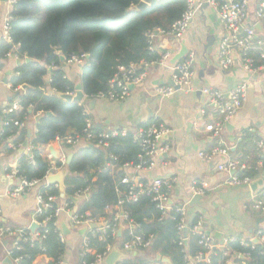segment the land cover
<instances>
[{
  "label": "trees",
  "instance_id": "obj_1",
  "mask_svg": "<svg viewBox=\"0 0 264 264\" xmlns=\"http://www.w3.org/2000/svg\"><path fill=\"white\" fill-rule=\"evenodd\" d=\"M142 0H18L10 13L9 36L12 44L3 41L0 56L4 57L13 47L24 63L18 66L11 78L15 89L27 86L17 94V100L23 108L20 113L9 116V120L24 121L26 117L40 113L37 118V133L31 140V152L25 155L18 165V177L28 181H39L40 193L45 199L56 197L57 202L38 217L39 222L54 214L64 202L69 208L77 206L79 217L102 220V225L112 226L115 213L124 212L130 227L124 228L121 236H113L108 230L100 239L99 235L88 234L94 255L88 254L84 260L88 264L96 262L115 243L120 247L134 236L148 240L153 236L150 247L141 249L121 264H188L203 250L199 238L190 233V229L199 221V217L188 219L187 228L180 234L177 226L181 216L177 205L163 217L150 195L141 196L136 202L128 201V187L121 183L125 176L119 169L125 164L140 162L141 149L134 141V135L128 133L107 140L108 146L98 144L102 131L93 128V144L85 143L75 151V146L62 144L66 151L73 153L68 166V175L64 179L65 197L56 184L45 185L52 162L41 152L57 140L68 136L85 137L86 120L84 105L66 102L57 94L67 95L76 92V83L65 72L62 54L66 59L72 55H87L81 67L80 83L88 99L108 93L109 81L120 67H129L142 60H157L160 56L151 52V35L157 30L167 31L181 18L187 8V0L152 1L148 8L133 11L132 8ZM0 0V7H1ZM59 53V54H58ZM256 64H262L259 53H252ZM30 59V62H26ZM54 64L56 69H49ZM2 66H0L1 69ZM54 91V93H50ZM147 128V127H146ZM17 127H7L4 138L16 134ZM25 135V131H22ZM33 156L34 164L30 162ZM116 157L115 161L113 158ZM254 160V168L240 174L241 177L257 178L259 162ZM56 167L61 164L56 161ZM93 170H96L93 173ZM113 170H115L113 172ZM88 190L86 198L78 202L76 195ZM121 201L124 204L120 212L115 210ZM52 219L43 227L37 228L45 239L34 243H21L22 250L13 253V258H23L21 264H33L39 255H46L51 262L62 261L66 254V244L61 241L60 231ZM31 232V230L29 231ZM262 233L264 229L255 231ZM222 241L217 242L220 244ZM44 249V251H43ZM228 250L231 253L227 255ZM209 261L205 258L200 264H264V243L249 242L242 238L233 239L226 247L221 244L209 252ZM158 256L167 258L164 263Z\"/></svg>",
  "mask_w": 264,
  "mask_h": 264
},
{
  "label": "crops",
  "instance_id": "obj_2",
  "mask_svg": "<svg viewBox=\"0 0 264 264\" xmlns=\"http://www.w3.org/2000/svg\"><path fill=\"white\" fill-rule=\"evenodd\" d=\"M142 1H146L150 6L154 0ZM214 1L221 4L225 0ZM260 1L262 0H249L245 22L248 28L254 26L257 40L264 39V24L256 16ZM11 12L12 9L2 2L0 7V51L4 41V23ZM224 37L225 32L218 8L216 4L207 3L202 9L196 10L191 28L177 46L173 44L172 38L157 31L151 35L154 53L162 56L169 52L170 57L164 65L158 64L147 71L148 82L144 87L132 86L130 95L116 103L100 96L94 99L85 97L84 101L79 103V105H84L94 128H98L102 131L101 133L125 130L134 134L153 125H163L167 128L168 133L164 136L163 141L170 146V151L155 159V166L151 171L138 174V181L150 183L159 178L172 181L173 189L170 202L172 205L186 207V221L199 217L205 232L215 239V247L220 244L226 247L230 242L226 245V239L242 238L248 243L255 242L257 240L256 234L254 235L255 231L264 229V214L249 208L253 199L264 191V168H259V177H251L252 182L249 186H230L226 184L229 175L218 170V160L205 162L200 158V153L209 152L217 145V141L208 127L219 119V115L208 97L198 92L203 88L229 92L242 83L249 85L246 102L236 118L230 123L231 126L228 127V124L225 126L223 133V145L229 149L233 159L254 168L253 166L256 164L254 160L260 157L257 143L260 140L264 141V71L254 74L246 73L238 56L232 69L228 71L221 69L218 55ZM183 48L187 50V54L182 60L190 53L195 56L193 88L197 92L178 91L170 98H158L153 94V89L156 86H167L172 83L171 77L175 65L182 61L174 62V58ZM16 52L18 49L13 47L4 57L0 56V66H2L0 69V208L6 227L17 231H26L35 224L40 185L32 187L17 198L12 197L9 193L19 185V182L17 179L9 178L8 172L17 169L21 159L30 154L31 140L37 133V118L40 113L26 117L25 125L19 127L16 134L3 137L7 131L4 123L9 120V115L5 110L17 101L18 92L25 90L24 87L15 89L11 84V78L20 66L18 63L22 60L19 55V57H15ZM23 59L25 60V58ZM24 60L21 64L24 63ZM139 63L132 65L139 68ZM65 72L66 76L76 85L80 83V67L68 66ZM22 109L16 113H20ZM22 131H25V135H22ZM26 141H28L27 147ZM83 146L84 142L75 146V151ZM40 152L51 162H56L65 156L66 166L68 157L73 156V153L64 150L58 141L41 148ZM52 152H55L58 157L53 158ZM64 168L54 175H58ZM95 171L93 170V173ZM119 171L125 176L134 177L136 175L132 169L121 167ZM51 176L52 174L47 177L48 184ZM257 182L260 184L256 190H253V185ZM201 183H206L209 190L204 196H201L203 197L201 205L191 204L193 198L196 197L193 195L192 188L195 184ZM56 185L60 188L59 183ZM83 199L84 197L77 198L78 202ZM65 205L67 204L64 202L61 207ZM122 205L119 204L115 210L120 212ZM77 209L78 207L74 206L73 210L77 211ZM70 217V214L62 213L57 220V227L64 236L66 244V254L61 262L62 264H88L84 260L87 256L84 255V240L89 237L88 234L95 231H92L91 227L86 224L74 225ZM125 220L128 218L124 212L115 213L114 223L117 221V238L120 230L122 233L124 228H131L130 223L124 224ZM100 226L99 223L95 225L94 229L98 232ZM131 233H133V229H130ZM105 234L99 233L100 239H103ZM216 234H222L221 238H215ZM13 240L14 238L11 237L0 243V264H9L7 259H10L11 264H15L7 254V249L12 246ZM219 241L222 242L217 244ZM116 244L110 246L105 254L109 255ZM118 247L120 251L124 252V246ZM138 251L127 252L128 257L136 255ZM94 254L95 251L91 253V255ZM123 260H120L118 264H121ZM50 263L51 259L46 255L37 256L33 262V264ZM93 264H106V262L104 260Z\"/></svg>",
  "mask_w": 264,
  "mask_h": 264
},
{
  "label": "built area",
  "instance_id": "obj_3",
  "mask_svg": "<svg viewBox=\"0 0 264 264\" xmlns=\"http://www.w3.org/2000/svg\"><path fill=\"white\" fill-rule=\"evenodd\" d=\"M18 0H7L6 4L13 10V7L16 5ZM216 4L221 24L223 26L225 37L223 38L220 51L218 55L219 65L221 69L228 71L234 67L236 64V57L240 59L241 65L244 71L248 74H254L260 71H264V39H256V30L254 26L247 27L245 25L249 0H225L221 4L216 3L214 0H187V8L182 14L181 18L178 19L170 29L167 31L157 30L158 33H161L164 36L172 38L174 45H178L187 31L191 28L195 12L197 9H202L205 4ZM256 16L264 24V1H260ZM10 14L8 15L4 23V41L8 44H12V40L9 36L10 30ZM262 25V24H261ZM18 47V46H15ZM151 52H154L152 44L149 47ZM256 51L259 53L262 64L257 65L252 53ZM15 57H19L18 53H15ZM170 57V53L166 52L160 56L157 60H142L137 66H129L127 68L120 67L114 77L109 81V91L108 93H101L99 96L104 97L110 102H120L126 99L131 92V87H144L148 82V73L147 71L158 64L164 65ZM26 58V57H25ZM87 60V55H72L69 58H65V67L68 66H78L82 67L85 65ZM195 63V56L193 53H190L186 56L184 60L177 63L174 68V72L171 77V84L167 86H156L153 89V94L158 98L165 99L170 98L178 91L183 92H197L193 88V80L195 78V73L193 71V65ZM53 70L56 69L54 64L48 67ZM249 85L247 83H242L236 88L232 89L229 92H223L213 88H203L198 90L199 93L208 97L210 103L215 108L216 112L219 115V119L211 124L208 128L212 133L213 137L217 141V145L209 152L200 153V158L205 162H212L218 160V170L229 175L226 184L230 186H249L252 182V178L249 176L241 177L240 174L249 171L252 167L240 162L239 160L233 159L230 155L229 149L223 145V133L225 131V126L228 123H231L233 119L236 118L239 111L242 109L244 103L247 100ZM74 95V94H69ZM22 109L20 101H16L12 106L7 107L5 112L11 116ZM85 115H88L87 110H84ZM23 127L25 122L23 121H13L7 120L4 123V127ZM93 122L89 117L86 120V129L84 133L86 134L84 138L76 136H68L63 140H57L61 144H67L72 146H77L82 142L93 144L95 136L92 133L94 128ZM168 133V130L163 125H153L147 128H143L138 132L134 133V141L138 143L141 149L140 162L137 164H125L124 169H132L136 173L134 177L124 176L121 180L123 185L128 187L127 199L128 201L136 202L143 195H150L152 201L156 204L157 209L162 213L164 217L169 210L173 208V205H170L171 191L173 189V182L165 179H154L150 183H142L138 181V174L146 171H151L155 166V159L163 154H167L170 151V146L165 144L163 139L164 136ZM128 134L125 130H112L106 133H101L99 135L98 144L103 147H107V140L114 139L119 136H126ZM257 150L260 154V157H264V141L260 140L257 143ZM29 151V150H28ZM113 158V157H112ZM115 161L116 157L113 158ZM30 162L34 164L33 156L30 157ZM58 162L61 164V167H56V163L52 162L50 172H48L45 180V185H48L47 177L52 174L54 175L57 171L62 170L63 167H66V158L65 156L58 159ZM258 168H263V163L260 161L258 163ZM8 177L11 179H17L19 185L11 190L9 193L12 197H19L29 191L32 187L39 184V181H28L24 178L18 177V168L10 170L8 172ZM209 187L206 183L195 184L192 188L194 196H204ZM88 193V190H85L76 195L77 198L85 197ZM56 197H50L45 199L43 195L39 192L37 197L38 209L36 211L35 224L37 228L43 227L55 219L56 221L62 213L70 214V220L76 226L88 225L91 227L93 235H99V233H106L108 230L112 232V235H116L117 221L112 226H103L101 220L94 219H84L79 217L76 211L73 208H69L68 205L59 206L53 215L46 218L43 222L38 221V217L43 215L47 209H50L52 203L57 202ZM124 204V201H121L120 205ZM250 209L255 212L264 214V191L257 195L256 198L251 202ZM177 212L180 213L181 219L177 226V229L180 234L187 228L186 223V207L178 206ZM125 214V213H124ZM127 217V215L125 214ZM100 223V228L98 232L94 229L95 225ZM57 226V222L55 223ZM26 231H17L10 227H6L3 223L2 211L0 208V243H3L4 240L8 238H14L12 246L7 249V254L11 257L15 264H21L23 258L17 256L13 258V253L16 251H21V243L30 242L34 243L39 239H45V234L41 235L37 230L34 232ZM191 233L194 236L199 238V245L202 246L203 250L200 251L193 260H189L188 264H200L205 258L209 261V254L206 252L211 251L215 247V239L205 232L202 222L199 220L196 225L191 228ZM132 239L124 244V252H133L136 250L147 249L150 247L153 236H150L148 240H144L141 237L134 236L131 233ZM257 240L261 243H264V237L261 232H258ZM62 242H65V238L60 234ZM232 239H226L225 244ZM44 251V249H43ZM93 249L90 246L89 237L84 240V255L91 254ZM231 253V250H228L227 255ZM108 254L99 255L96 258V262H101L106 259ZM50 264H62L61 261H54ZM85 264V263H84ZM162 264V263H155Z\"/></svg>",
  "mask_w": 264,
  "mask_h": 264
},
{
  "label": "water",
  "instance_id": "obj_4",
  "mask_svg": "<svg viewBox=\"0 0 264 264\" xmlns=\"http://www.w3.org/2000/svg\"><path fill=\"white\" fill-rule=\"evenodd\" d=\"M1 2L6 3L7 0H1ZM149 4L146 1H141L139 5H137L136 7H133L132 10L133 11H141L145 8H148ZM187 54V50L185 48L182 49V51L174 58V62L180 61L183 59V57ZM89 58V57H87ZM61 60L64 61L65 57L61 54ZM30 59H26V62H30ZM21 60L18 63L19 65H21ZM27 86H24V89H26ZM76 92H75V96L72 95H62V94H57L61 99H63L66 102H72V103H82L86 97L84 91H83V87L82 84L79 83L76 85ZM228 127L231 126L230 123H228L227 125ZM26 147L28 146V141H26ZM51 151V150H50ZM53 158H57V154L55 152H52ZM72 155H70L67 159V166L63 169L62 172H60L58 175H52L51 177H49V184H56L59 183L60 184V191L62 193L61 197L64 198V191H65V186H64V179L66 177V175H68L69 171H68V166L71 163L72 160ZM260 182L254 183L253 185V190H256V188L259 186ZM202 199L203 197L201 196H197L194 197L191 204H198L201 205L202 204ZM170 205H172V203L170 202ZM37 229V225L34 224L31 226V231L34 232ZM118 236H121V230L118 232ZM222 236V234H216L215 238L220 239ZM255 244L259 243L258 240H256L254 242ZM119 244L115 245V248L112 250L111 253H109L108 257L105 259L106 264H118L120 260H123L125 258H127L129 256L128 253L126 252H122L119 250ZM158 259L162 260L164 263H170V260L167 258H163L161 256H158ZM7 262L9 264H11L12 262L10 261V259H7Z\"/></svg>",
  "mask_w": 264,
  "mask_h": 264
},
{
  "label": "rangeland",
  "instance_id": "obj_5",
  "mask_svg": "<svg viewBox=\"0 0 264 264\" xmlns=\"http://www.w3.org/2000/svg\"><path fill=\"white\" fill-rule=\"evenodd\" d=\"M16 49H18L19 50V47H16ZM22 60H24V59H22ZM21 60V61H22ZM64 64H65V60H64ZM81 68V67H80ZM53 92V91H52ZM54 93V92H53ZM74 95H72V96H75V93H73Z\"/></svg>",
  "mask_w": 264,
  "mask_h": 264
}]
</instances>
